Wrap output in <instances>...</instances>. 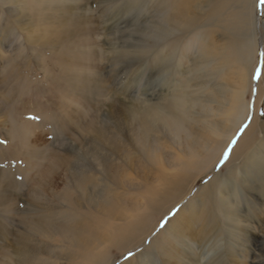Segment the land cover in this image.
<instances>
[{"label": "bare ground", "instance_id": "6f19581e", "mask_svg": "<svg viewBox=\"0 0 264 264\" xmlns=\"http://www.w3.org/2000/svg\"><path fill=\"white\" fill-rule=\"evenodd\" d=\"M1 1L12 3L11 0ZM256 2V0H102L103 6H110L108 14L106 16L103 14L101 20L103 25L105 23L101 33L103 42L107 45L109 69L114 71L118 81L128 83L125 90L126 85L119 86L122 97H118V105L116 104L111 112L107 110L103 114L100 108L87 111L83 106L72 109L70 116L65 119L56 114L57 108L53 109L57 104L63 103L64 97L66 98L69 93L80 96L82 103L88 101L91 94L102 93L100 77L93 73L95 78L92 79L93 75L86 72L89 58L84 52L85 46L80 44L74 48L72 42H68L70 41L68 37L75 35L73 30L60 38L62 41L66 40L64 43L66 46L55 54L53 61L56 62V66L50 60L39 59L36 53L30 56H25L26 53L21 54L25 59L21 66L25 65V68L9 60L7 64L10 62L13 68H8L4 72L3 80L6 81V86L10 85V93L13 96H20L23 99L32 93L33 97L38 99L41 90L52 96L50 99L54 98L51 100L52 105L48 107L50 113L43 116L39 114L43 119L38 124L39 127H43V132L52 133L54 145L67 150V153L56 152L49 146L43 149L37 147L32 143L35 124L29 120L20 122L19 117L16 118L20 123L16 132L20 137L18 146L26 166L20 169L19 158L11 162L3 160L5 158L2 157L0 159V233L4 236L8 232L9 227L7 228L6 224L9 222L20 226L22 217L17 214L20 209L19 194L26 188L35 189L34 185L38 178L45 173L41 174L40 166L44 165L43 161L51 159L47 170L53 176L58 173L59 166L69 170L70 176L78 180L74 185L82 190L87 185V170L102 172L103 169H107L100 168L98 162L105 166L107 162L122 156L126 160L137 156L149 164L151 159L161 161V153L164 157L166 153L168 157L172 155L171 150L167 151L168 144L164 142L170 140L177 147H183L184 156L168 160L170 167L175 169L173 172L156 167L161 183L149 189L146 196L148 211H143L139 215L130 214L131 216L127 214L121 216L122 213L116 212L108 214V217H120L121 221L123 219V224H112L114 234L111 244H115L119 249L134 251L137 245L152 233L157 221V216L156 219L152 217L153 213L156 211L170 213L175 203L181 202L191 190V181L187 176L193 178L199 176L223 160L234 135L247 122L249 102L246 99V92L252 85L253 72L257 68L255 57L261 46L262 73L259 76L257 96L253 103L254 117L232 148L225 164L227 174L223 175L222 171L216 174L210 183L196 191L193 199L203 197L214 205L216 215L219 216L218 221L213 220L215 232L223 235L221 225L224 223L227 226V241L225 240L229 251L228 261L225 260L227 264L228 262L245 264L247 258L250 259L251 256V262L264 264L260 250L253 245L255 240L260 238V230L264 228V199L254 193L249 203L246 202L247 196L239 198L240 200L235 198L237 193L242 195L239 186L242 181L250 187L249 189H256L257 183L260 186L262 179L264 180V121L257 116L260 104L264 100V25L258 26ZM228 11L233 13L231 17L228 16ZM138 21L146 25L141 35L136 37L140 41L125 40L127 38L125 32L129 31L131 26L137 25ZM7 34L6 32V36ZM218 36L221 40H218ZM9 44L13 42L10 41ZM223 46L228 48L227 52L221 51ZM231 50L233 53H230ZM17 53L15 50V54ZM195 53H198L197 59L192 61ZM229 54L236 55L240 64L234 75L237 84L232 86L230 82L225 81L221 82L219 87H215L216 74L221 69L217 61L219 58L226 59ZM183 59L190 63L189 69L184 65ZM33 63H36L38 71L41 70L36 74V76L39 74L37 78L26 70L32 67ZM184 70L189 72L183 73ZM41 81L51 82L52 86H49L48 92L42 89ZM200 84L203 85L202 89ZM155 86L159 87L158 93L150 92ZM210 87H214V90L206 91ZM116 92L118 93V90ZM12 100L13 97L11 95L8 97L7 94V100H2V103L10 106L13 104ZM32 104L35 105L36 102ZM67 104L65 103L64 108L68 107ZM73 128L74 131L77 128L81 129L80 133L77 132L79 137L71 138L70 142L65 141L67 130L71 131ZM88 161L91 162L90 168ZM255 161L254 169L247 172L248 166ZM35 164H38L36 169L38 172L26 174L24 170L33 169ZM260 172H263V175H260ZM38 187L37 185L36 189ZM251 191L249 190L247 194ZM99 194L93 193L90 197L93 199L89 202L91 207L99 204ZM223 195L228 199L217 205L218 198ZM75 201L78 204L80 200ZM100 202L107 206L113 201L109 203L106 199ZM180 211L181 208L157 238L122 264H134L137 260L142 264H150L153 261V251L156 250L160 253L163 264H206L203 261L204 252L200 258H195L192 252L194 244L187 243L185 237H182L180 244H187L189 256L182 254L181 246L178 249L176 247L170 249L164 245L165 242H169L170 246L175 245L174 241L166 239L165 235L167 231L170 235L180 233V226L173 225V222L181 217ZM53 213H48L44 218L46 223L50 224L48 226L50 230L54 226L51 223L56 220L53 221ZM85 217L88 220L84 226L87 228L86 231L91 229L92 232H96L101 229L99 227L104 222L101 217L93 216L89 212L85 213ZM39 222L43 223V219L40 218ZM208 235L209 232L206 233V237ZM28 237L17 233L13 240V249L17 254L15 264L21 262L32 264L31 248L28 244L33 240L29 241ZM99 240L96 236L85 239V246L95 249L90 251L86 249L85 257L94 256L92 254L96 251L103 254L97 250ZM1 250H5L3 257L8 259V249L2 245ZM106 256L104 253V260L100 261V264H111V256ZM5 262L9 264L7 260Z\"/></svg>", "mask_w": 264, "mask_h": 264}, {"label": "rangeland", "instance_id": "374dc122", "mask_svg": "<svg viewBox=\"0 0 264 264\" xmlns=\"http://www.w3.org/2000/svg\"><path fill=\"white\" fill-rule=\"evenodd\" d=\"M11 1L12 3L7 4L0 0V159L2 157L5 158L3 160L11 162L19 158V163L21 161V164H19L21 169L24 167V165L26 166V163L23 159V156L20 154V147L18 146L20 137L16 134V132L17 126L20 124L19 121L21 122L22 120H29L35 124V127L33 128L34 139L32 143L37 147L43 149L49 146L56 152L62 153H67V150L60 146L54 145L53 134L43 132V127H39L38 124L39 122H42L43 119V117H39V114L43 116L47 113H50V109H48V107L49 105H52L51 100L54 98L50 99L52 96H50L48 93H43L41 90L38 99L34 98L32 93L23 99L20 98V96H13L12 93H10V85L8 84L6 86V81L3 80L4 72H6L8 68H13V64L10 62L7 64L9 60H11L12 63L16 62L19 67L25 68V65L21 66V62L25 60L23 58L24 55L21 54L26 53L25 56H30L32 53H36L39 59H46L48 61L50 60L54 66H56V62L53 61L55 59V54L59 53L60 50L66 46L64 44L66 40L62 41L60 38L66 36V33L70 30L75 32V35L68 37L70 39L68 42H72L74 48L77 46L79 47L80 44L85 46L84 52L87 53V57L89 58V66L86 68V72L88 75H93V73H96L98 77H100V85L103 87L102 93H96L95 95L91 94L88 101H85L84 103L81 102V97L74 93H69L66 98L64 97L63 103L57 104V102H55L57 106H54L53 109L57 108L56 114L60 115V117H65V119L70 116V111L72 112V109L80 107L82 108L83 106V108L87 111L100 108L101 111L99 109L98 110L102 112V114L106 113L107 110L111 112V109H113L116 104L118 105V97H122L121 92H119V86L123 87L126 85L124 87L125 90L128 83L123 80L118 81L114 76V71L109 69V61L106 56L107 45L103 42L101 33V30L103 29L102 26H104L105 23L103 25L101 20H103V14L105 16L108 14L107 10H109L108 8H110V6H103L102 0ZM256 1V20L258 26L261 27L264 25V4L261 3V0ZM232 15L233 13L228 11V16L231 17ZM137 23V25H134L135 27L131 26L132 29L130 27V30L125 32L127 33V38H125V40H131L130 42L140 41L137 38L141 35L142 31L145 30L146 25L141 21H138ZM6 32L8 33L7 36ZM128 33H130V35ZM219 36L218 40L220 39ZM10 41L13 42V44H9ZM227 49V47L223 46L221 51L227 52ZM15 50L18 51L17 54H15ZM231 52L233 53L232 50L230 53ZM179 54H181V51ZM197 55L198 53L194 54L192 61L197 59ZM179 56L177 57L178 59ZM228 56L229 57L226 59L219 58L217 61L218 65L221 66V69L216 74L214 83L215 87H219L221 82L223 83L225 81L230 82L232 86H236L237 84L234 75L239 69L240 64L236 58V55L233 56L229 54ZM262 56L263 49L261 46H259L257 56L255 57L257 67L255 68L257 70L255 69L253 72L252 85L248 87L246 92V99L249 102L247 122L243 124L234 135L229 147L225 152L227 153V156H224L223 160L217 163L211 170L203 172L199 176H195L193 178L186 175L191 181V190H189L188 194L184 197V199H182L181 202L175 203L170 213H160V211H156L158 213L155 212V214L153 213L152 217H154V219H156L155 217L157 216L154 229L149 235L150 237L148 236L146 240H142L138 244L139 246L137 245V248L134 249V251L130 249H119L115 244H111L112 235L114 234L112 224H123V219L121 221L120 217H108V214L116 212V214L122 213L121 216L124 214L131 216L139 215L143 211H148L146 208V196L149 192V189H153L155 186L157 187L161 183L158 177L159 172L156 170V167L165 169L167 172H173L175 169L174 167H170V162H168V160L170 161V158L184 156V151L182 149L183 147H177L175 144H172V141L170 140L164 142L168 144L167 151L168 149L169 151L171 150L172 155L168 157L166 153L164 157V155H162L163 153H161L160 156L164 159L163 160L160 157L161 161H158V159H151V164H149V162H146V160H140L141 158L137 156L133 158L130 157L128 160L122 156V158L107 162L105 166L98 162V166L100 165V168L106 167L107 169H103L102 172H95L93 169L87 170L86 174L88 177L87 181L85 180L87 185L82 190L77 189V187L74 185L76 182H78V180L77 178L70 176L69 170L65 169L63 166H59L57 170L58 173L53 176L47 170L50 166H48V164L51 163V159L48 161H43L44 165L42 166L41 164L40 166V168L42 167L41 174L44 172L45 173L38 178L36 185H34V191L26 188L24 191H22V193L19 194L18 202L20 209H18L19 213L17 214L22 217L20 226L9 222L10 224H6L7 228L9 227L8 232L4 234V236L0 233V264H5V260H7L9 264H15L14 259L17 258V254L13 249V240L17 233L20 235L25 234L26 237L29 236L30 238L32 236L31 239L28 237L29 241L33 240L28 244V247L31 248L30 254L32 256V264H100V261L104 260V253L107 255L106 257L111 256V264H122L123 262L128 261V259L133 257L136 253L141 251L144 247L146 248L154 238H157L163 232L169 223V220H173L175 214L178 212V210H180V208L181 217L179 220H175L173 222V225L177 224L180 226V233H174L170 235V232L167 231V234L165 235V238L168 240H173L175 245L170 246L169 242H165L164 245L170 249L175 247L178 249L182 247L183 249L181 248V252L183 251L182 254L185 256L189 253V251L187 252L186 250L188 246L187 244H180L182 237H185L187 239V243L194 244V249L192 252L195 258H200L201 253L204 252L203 261H205L206 264H227V256L229 255L226 242V234L228 233L227 226H225L224 223L221 225V229L224 230L223 235L219 232H215L216 227L213 226V224H215L214 221L219 220V216L216 215L217 212L213 208L214 205L211 204L210 200H206L203 197L199 199H193V195L196 193V191H199L205 185L210 183L216 174L218 175L222 171L221 173L225 175L228 172V169L225 168V164L231 155L232 148L235 147L236 141L241 137L242 132L247 127V124L250 122L251 118L254 117L253 103H255L256 100L257 90L259 87L258 80L260 74L262 73ZM183 63L185 66H187L186 68L189 69L188 67L190 63L185 61V59H183ZM35 65L36 63H33L32 67H29L26 70L30 75L37 78L39 74L37 76L36 74L41 70L39 69L40 71H38V67ZM56 69L59 70V68ZM186 71L189 72L188 70H184L183 73H186ZM195 73H197V69L195 70ZM192 75L193 74H191V76ZM39 78L41 79L42 77ZM93 78H95L94 75L92 76V79ZM122 79L125 78L122 77ZM41 86L42 89H46L48 92L49 86H52V84L48 81H41ZM199 86L201 89L203 88V85L201 86L200 84ZM212 89L214 90V87H210L206 91H213ZM116 90H118V93ZM158 91L159 87L155 86L150 92L158 93ZM54 92L55 91H53V93ZM7 94L8 97L9 95L13 97V104H9L10 106H5L2 103V100H7ZM263 101L264 100H262L258 109L259 111L257 112L258 119H260L262 122L264 121ZM32 102H36V104L34 105ZM65 103H69L67 105L71 109L68 107L64 108ZM16 104H18V106H16ZM18 117L19 121L17 122L16 118ZM74 130L75 128H73L71 131L67 130V135L69 138L66 135L65 141L69 140L70 142L71 138L76 139L79 137L77 132L80 133L81 129L77 128L76 131ZM200 158L201 157H199V159ZM129 160H132V162ZM90 163L91 162L89 161L87 162L88 165ZM255 163L256 161L252 162V165H249L250 167L247 165V172H250L254 169ZM38 164H35L33 169H27L24 171L26 174H33L37 171L36 169H38ZM90 167L91 165H89V168ZM64 169L65 171H63ZM22 175H24V173H22ZM260 175H263V172H260ZM251 178H253V176H251ZM44 180H46V182ZM239 180H242V178H239ZM40 181L44 183L42 184ZM262 182L260 183V186L259 183H257V188L255 187L256 189H249L250 187L246 186L247 184L242 181L240 183L241 185H239L241 186L240 188L242 195H238L237 193L235 198L240 200L239 198L247 196L246 202L249 203L253 199L251 196H253L254 193L256 196L258 195L264 199L263 179ZM37 185L40 188L38 187L36 189ZM47 187L51 188L48 189ZM249 190L252 191L247 194ZM83 193H85L84 197ZM93 193H101L99 194L100 198L98 199L99 204L95 207H91L89 204V202L93 200L90 199ZM111 197H113V199ZM77 199L80 200L78 204H76L77 201H75ZM106 199H108L109 203H111V201L113 202L107 206L102 205L100 200ZM218 199L217 205H219L220 202L227 200L228 197L223 195ZM100 205H102V207ZM158 205H160V202ZM242 205L244 206V203ZM51 212H54L53 221L56 219L54 223H51V225H54L52 230L48 229L50 224L48 225L44 219L46 218V215ZM86 212H89L93 216L101 217L104 220L102 225L99 227L101 229H98L96 232H92L91 229L86 231L87 228L85 229L84 227L86 222H88L85 217ZM40 218L43 219V223L39 222ZM106 218H108V220ZM162 222L164 224L163 227H161ZM10 232L12 234H10ZM207 232H209L208 237H206ZM95 236L100 239L97 250L102 251L103 254H101V252L96 253V251L92 254L94 256L87 258L84 256V252H86V249H89L90 251L93 248L90 246L89 248L85 246V239L89 237L92 239ZM259 237L260 238H257L253 245L260 250L261 256L264 257V228L260 230ZM222 244H224V246ZM2 245L8 249V259L3 257L5 250H1ZM152 258L153 261H151L150 264H163L161 255L157 250L155 252L153 251ZM262 260L264 261V258H262ZM251 261L252 256L250 259L247 258L245 264H256L255 261ZM134 264L142 263L137 260V262H134Z\"/></svg>", "mask_w": 264, "mask_h": 264}, {"label": "snow or ice", "instance_id": "6c2138e0", "mask_svg": "<svg viewBox=\"0 0 264 264\" xmlns=\"http://www.w3.org/2000/svg\"><path fill=\"white\" fill-rule=\"evenodd\" d=\"M261 3L262 4H264V0H261ZM33 119H35V118H33ZM225 156H227V153H225ZM164 226V224H163V222L161 223V227H163ZM131 255V254H130Z\"/></svg>", "mask_w": 264, "mask_h": 264}]
</instances>
